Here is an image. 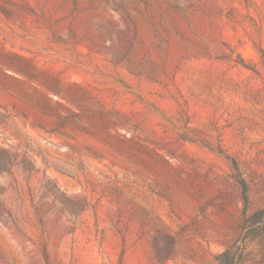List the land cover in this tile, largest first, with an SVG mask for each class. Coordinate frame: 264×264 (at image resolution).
<instances>
[{
	"label": "rangeland",
	"instance_id": "1",
	"mask_svg": "<svg viewBox=\"0 0 264 264\" xmlns=\"http://www.w3.org/2000/svg\"><path fill=\"white\" fill-rule=\"evenodd\" d=\"M229 159L263 208L264 0H0V264H214Z\"/></svg>",
	"mask_w": 264,
	"mask_h": 264
},
{
	"label": "trees",
	"instance_id": "2",
	"mask_svg": "<svg viewBox=\"0 0 264 264\" xmlns=\"http://www.w3.org/2000/svg\"><path fill=\"white\" fill-rule=\"evenodd\" d=\"M221 154L220 151H218ZM234 178L239 186L243 203L241 233L235 243L217 254L214 264H244L246 262V246L249 239L264 238V207L249 212L247 182L241 177L234 159H229Z\"/></svg>",
	"mask_w": 264,
	"mask_h": 264
}]
</instances>
